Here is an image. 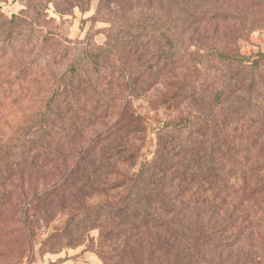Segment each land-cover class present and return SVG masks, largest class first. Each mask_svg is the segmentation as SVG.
<instances>
[{
  "label": "rangeland",
  "instance_id": "374dc122",
  "mask_svg": "<svg viewBox=\"0 0 264 264\" xmlns=\"http://www.w3.org/2000/svg\"><path fill=\"white\" fill-rule=\"evenodd\" d=\"M180 1L162 8L160 0H141L139 7L152 11L159 27L174 23L172 33L181 36L187 51L202 54L216 48L250 59L264 53V0H193L196 7L193 6L188 16L179 14ZM138 8L132 0H0V29L4 33L11 16L18 17L15 40L0 51L3 55L0 63H13V70L28 66L36 69L27 78V84L31 89L42 90L36 99L7 109L0 119H20L36 107L41 108L36 105L50 97L53 92L50 87L59 80V75L79 62L78 80L86 91L102 86L99 95L117 107L108 112L115 114L103 124L114 123L117 110L124 111L128 119L134 118L130 122L134 134L125 137L123 143L129 154L137 155L131 161L115 165L112 176L101 184L104 192L88 200L89 214H94V206L102 195L114 200L118 192L131 187L141 162L151 158L157 142L162 141L169 152L165 161L173 168L167 172L166 179L173 183V191L185 193L183 197L174 196L176 200L172 204L178 209L188 205V197L200 184L203 193L198 204L185 210L186 221L174 227L179 237L184 232L191 234L189 241L182 238L184 246H190L205 258L203 264H264V194H251L253 184L249 179L252 175L258 177L264 167V125L259 121L253 123V110L245 118L248 121L241 119L242 113H247L243 109L247 94L232 93L233 88H226L221 102L218 96L222 89L220 81L237 72H240L237 80L244 79L239 86L245 84L248 88L250 68L238 70L215 61L199 66L180 58L151 70L149 66L157 58L153 54L164 51V47L158 32L139 30L137 22L145 20L146 13ZM107 45L112 46L116 59L104 56L97 62L93 54ZM3 47L0 40V50ZM91 51L92 57L87 56ZM262 70L264 66L258 70L256 87L260 90L256 94L264 93ZM135 80L137 86L133 90L130 84ZM204 113H224L223 122L232 130L222 133L221 124L214 121L195 125V120L204 118ZM7 118L0 121L1 130ZM242 121L246 124L244 128ZM103 124L98 128L102 129ZM173 125L186 129L185 133L177 135L175 140L166 139ZM94 130L97 129L79 143L86 144ZM217 134L220 136L214 156L217 165L211 169L207 164L212 139ZM245 160L250 163L244 162L241 170L240 164ZM233 175L242 177L238 184L231 179ZM184 177L188 179L183 182ZM204 179L207 181L202 184ZM56 182L51 178L47 185ZM22 200L18 193H13L11 203L0 207V264H95L94 261L103 264L99 229L86 232L82 244L51 252L44 239L55 229L64 227L68 213L55 212L50 224L33 210L26 219ZM216 206L221 207L217 212L213 211ZM259 206L263 210H257ZM233 212L238 219L225 233L221 230L226 223L224 218ZM241 224L248 227L244 231H253V236L237 249L226 242L244 232L238 229ZM120 248L114 244L102 250L111 258Z\"/></svg>",
  "mask_w": 264,
  "mask_h": 264
},
{
  "label": "trees",
  "instance_id": "16d2710c",
  "mask_svg": "<svg viewBox=\"0 0 264 264\" xmlns=\"http://www.w3.org/2000/svg\"><path fill=\"white\" fill-rule=\"evenodd\" d=\"M132 2L138 8L141 0H132ZM173 2L176 0H160L162 8L166 5L170 6ZM193 6L196 7L193 5V0H181L179 14L190 15ZM197 7L205 9L206 6ZM138 10L146 13L145 20L137 22L139 30L158 32L164 47V51L153 54L157 58L155 63L149 66L151 70L168 66L180 58L199 66L212 64L215 61L219 64L235 66L238 70L250 68L251 83L248 84V88L245 84L239 86L244 79L237 80V75L240 73L237 72L220 81L219 86L222 89L218 96L221 102L226 94V88H233L232 93L236 91L247 94L243 107L247 113H242L241 119L244 120L253 110L255 112L253 123L259 121L264 125V93L256 94V91L260 90L256 87V80L258 70L264 66V53H259L256 58L250 59L247 56L227 53L216 48L202 54L187 51L181 36L172 33L174 23L159 27L152 11L141 7ZM203 11L207 13V10ZM213 14L215 17L220 16V13ZM17 19L16 15L11 16L6 33L0 29V40L4 43V47L0 50L2 52L15 40L13 35L17 30ZM157 28L162 32L159 33ZM111 47L103 46L101 50L94 54L91 51L87 56L92 57L93 54L97 62L104 56L116 59ZM79 64L76 62L70 69L59 75V80L50 87L53 90L50 97L44 103L36 105L42 106L41 108L36 107V110L24 114L20 119L10 121L5 117L8 121L2 124L3 130L0 129V207L10 204L11 194L18 193L26 207V219L30 216V210L36 211L49 224L55 212L68 213L64 227L55 229L44 239L51 252H56L65 246L82 244L86 238V232L97 228L100 231L99 240L103 241L99 245L103 264L205 263V258L182 243V238L188 241L192 239L191 234L184 232L182 237H179L174 230L175 226L186 221V217L183 216L185 210L190 205L199 203L200 195L203 194L200 189L201 184L188 197V205L178 209L172 204L176 200L174 196L183 197L185 193L173 191V183L169 184L166 179L167 172L173 168L167 160L165 161L169 152L162 141L157 142L152 157L141 162L131 187H125L123 191L118 192L114 200L103 198L104 195H102V199L94 206V214L92 216L89 214L88 200L104 192L105 189L101 184L103 180L112 176L115 165L131 161L137 158V155L129 154L126 143H123L125 137L134 134L135 129L130 125L134 118L128 119L124 111L119 113L120 110H117L116 121L110 125L103 124L107 118L115 114L108 112L113 111L116 105L108 103L99 95L102 88L100 85L95 86V89L92 88L90 92L86 91L78 80ZM11 67L13 68V63L9 65L0 63V115H3L7 109L36 99L42 92L41 89L29 88L27 84V78L36 69L28 66L13 70ZM263 72L264 70L261 71ZM150 75L152 76V73ZM136 86V80L130 84L133 90H136ZM128 87L129 85L126 84V88ZM61 107L63 112L59 113ZM204 114V118L195 120V125L204 121H214L221 124L220 132L232 130V127L227 128L223 122L224 113ZM248 120L245 119V122ZM101 124L104 127L99 129ZM245 125L242 121V128ZM211 126L214 125L211 124ZM93 129L97 130H94L87 143H79ZM185 130L178 125H173L167 131L166 139L175 140L177 135L181 136ZM219 144L220 136L217 134L212 139L208 168L215 169L214 166L217 165L214 156ZM244 162L249 164L250 160L240 164L241 170H244ZM245 174L249 176L247 171ZM233 176L231 179L233 178L236 184L242 179L241 176ZM252 176L253 178L249 177L253 184L251 194L261 196L264 194V167L258 177ZM51 178L56 179L57 182L49 186L47 180ZM187 179L184 177L183 182ZM206 181L204 179L202 184ZM6 184L10 187L8 188ZM220 208L216 206L213 211L217 212ZM176 216L183 218L179 219ZM237 219V213H230L229 217L227 214L224 218L226 223L221 230L225 233L230 231ZM106 223L110 224L106 225ZM244 228L248 229L242 224L238 227L243 231ZM251 236L253 231L252 233L244 231L233 236L226 244L231 247L235 245L239 249ZM114 244L121 247V250L110 258L102 249Z\"/></svg>",
  "mask_w": 264,
  "mask_h": 264
},
{
  "label": "crops",
  "instance_id": "0c3cea01",
  "mask_svg": "<svg viewBox=\"0 0 264 264\" xmlns=\"http://www.w3.org/2000/svg\"><path fill=\"white\" fill-rule=\"evenodd\" d=\"M94 263H95V264H98V263H96V261H94Z\"/></svg>",
  "mask_w": 264,
  "mask_h": 264
}]
</instances>
